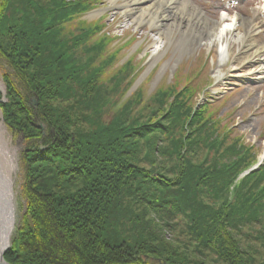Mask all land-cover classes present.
Returning a JSON list of instances; mask_svg holds the SVG:
<instances>
[{
    "label": "trees",
    "instance_id": "16d2710c",
    "mask_svg": "<svg viewBox=\"0 0 264 264\" xmlns=\"http://www.w3.org/2000/svg\"><path fill=\"white\" fill-rule=\"evenodd\" d=\"M76 1L0 0L7 98L0 107L7 126L26 139L19 154L22 214L3 258L10 264H264V164L240 177L256 162L253 148L223 138L219 152L195 163L210 135L206 126L215 127L204 104L190 136L183 141L176 134L190 116L191 88L170 101L173 88L159 92L155 99L167 103L160 118L120 111L106 121L101 106L109 87L96 78L114 56L106 50L110 40L96 37L100 22L76 24L74 16L92 4ZM160 134L166 145L157 143Z\"/></svg>",
    "mask_w": 264,
    "mask_h": 264
},
{
    "label": "rangeland",
    "instance_id": "374dc122",
    "mask_svg": "<svg viewBox=\"0 0 264 264\" xmlns=\"http://www.w3.org/2000/svg\"><path fill=\"white\" fill-rule=\"evenodd\" d=\"M61 1L77 2L76 0ZM80 1L90 4L92 2V4L88 5L83 13L74 16L77 18L76 24L80 21L89 25L100 22L102 27L96 37L103 36L110 40L106 50L107 53L110 51L114 56L112 62L110 61V67L101 71L99 74L101 78H96L103 80L104 85L109 87V93L105 95V103L101 106L102 115L106 121H111L116 114L120 115L122 112L129 116H141L139 118L143 120L149 119L151 113L154 112L157 114V118H160L162 117L161 113L166 110L167 103H160L155 99L159 92H168L172 90L170 88H173L174 93L168 97L170 101L173 100L176 92L191 88L193 95L188 100L191 104L190 116L187 117L188 119L184 118V124L182 127H178L176 134L181 133L183 141L190 136V130L193 131V128L190 127L192 117L204 104L207 105L205 106L206 111L203 112L209 116L211 120L209 123H212L216 128L213 130L208 125L206 126V129L210 130L206 146H212V148L209 150L208 147H203L197 151V155L192 160L195 163L198 161L207 162L208 157L219 152L216 145L218 142L222 143L224 138L227 143L239 140L245 146H250L253 148L255 160H260L264 164V50L258 51L254 47V45L264 46L263 1L189 0L193 6L210 19L208 21L210 27L215 24L223 25L234 16L249 21L250 25H253L257 20L261 21L260 31L257 30L253 38H250L252 46L247 49L242 43L232 42V55L230 58L227 56L225 60L220 54L219 45L205 43V40L208 39L207 32L203 29V24L201 25L197 21L198 13L193 9L182 7L167 9L178 12V17L157 18L158 20L165 19L171 24L181 21L182 25L180 24L181 27L177 28L173 23L174 25L169 27L170 34L167 36L168 40L165 41L167 44L165 53L154 60L150 56L156 45L152 41L158 37L157 34H154V31L156 33L157 30L155 28L153 31L150 30L149 26H146L147 24L140 28L126 24L116 7L122 0H114L116 4H110V0ZM224 13L228 16L225 17L226 20L222 21L220 16ZM144 31L149 34H144ZM151 31L153 34L150 33ZM194 32L199 33L202 40H199L197 44L193 43L189 49L186 41ZM255 50L257 51L255 52ZM253 52H255L253 58L250 59L249 54ZM164 63H167L166 67L161 70ZM233 63L237 64V70H232ZM116 77L120 79V82L119 85L114 86L112 80ZM0 79L4 87L3 91L0 90L1 105V102H7V98L1 73ZM66 105L67 102H64V108ZM0 121L5 129V138L9 147L14 152V167L10 176L13 193V223L9 234V243L11 244L14 238V229L20 221L23 208L21 190L25 186V178L19 154L26 146V139L18 129L7 126L2 117L1 107ZM37 125H42V129L37 127L44 134V125L40 122ZM156 138L159 145H166L162 134ZM226 142L221 145V149L226 145ZM182 224L183 221L180 220L181 228H183ZM250 242L253 246L257 244ZM209 258L213 259L214 257L209 255ZM5 261L10 264L7 260Z\"/></svg>",
    "mask_w": 264,
    "mask_h": 264
},
{
    "label": "bare ground",
    "instance_id": "6f19581e",
    "mask_svg": "<svg viewBox=\"0 0 264 264\" xmlns=\"http://www.w3.org/2000/svg\"><path fill=\"white\" fill-rule=\"evenodd\" d=\"M110 4L116 3L114 0H110ZM116 7H118L117 9H119V12L124 18V22L126 24H131V26L134 28H140L143 27L144 24H147L146 26H149L148 28L150 30L153 31L154 28L157 30L156 34L158 37L152 41L153 44L155 43L156 45L154 46L150 56V58L154 60L165 53V47L167 46L165 41L168 40L167 36L170 34L169 27L175 23L173 22L171 24V22H168L165 19L158 20L157 18H177V15L179 14L178 12H173L167 9L182 7L191 10L193 9L195 12L197 11V21L201 23V25L203 24L202 27L207 32L208 39L205 40V43H214L215 45H219L220 54L223 60H225L227 56L230 58L232 55V42H238V44L242 43L247 49L251 47L252 42L250 38H253L257 30L260 31L262 26L260 25V20H257L253 25H250L249 21H245V19L241 17L234 16L229 22L223 23V25L215 24V26L210 27L208 25V21L210 19L207 18L201 10L193 6L189 0H122V2ZM227 16L228 15L224 13L222 16H220V19L224 21L226 20L225 17ZM180 24L182 25L181 21L175 23L177 28L181 27ZM190 38H188L189 40L186 41V45L189 49L193 43L197 44L199 40H202L199 36V33L197 32H194ZM254 47L257 48L258 51L264 50L263 45H254ZM257 50H255V52ZM255 52L249 54L250 59L253 58ZM253 62H255V60H253ZM166 64L164 63L161 70L165 69ZM236 66L237 64L233 63L231 67L232 70H235L237 68ZM0 90H4L1 79ZM4 130L5 129L2 125V122L0 121V255L9 244V234L13 223V193L10 176L14 167V152L9 147L8 141L5 138ZM0 264L5 263L0 261Z\"/></svg>",
    "mask_w": 264,
    "mask_h": 264
},
{
    "label": "water",
    "instance_id": "95a60500",
    "mask_svg": "<svg viewBox=\"0 0 264 264\" xmlns=\"http://www.w3.org/2000/svg\"><path fill=\"white\" fill-rule=\"evenodd\" d=\"M32 104H33V105H37V101H36L35 99H32ZM38 127L41 128V129L43 128L42 125H38ZM260 164H261V161H258V163H257L253 168H251V169L245 171L241 176L247 174L248 172H250V171H252V170H254V169H257L258 166H259ZM9 247H10V245L8 244L7 247L3 250L2 254L0 255V261L4 262L5 264H8V263L4 260L3 255H4L5 251H6ZM160 264H166V263L161 262Z\"/></svg>",
    "mask_w": 264,
    "mask_h": 264
}]
</instances>
